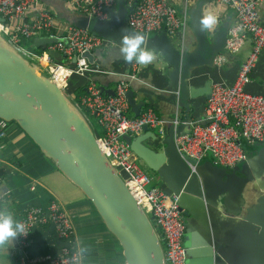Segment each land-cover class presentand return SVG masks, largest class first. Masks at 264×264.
<instances>
[{
	"label": "water",
	"instance_id": "water-1",
	"mask_svg": "<svg viewBox=\"0 0 264 264\" xmlns=\"http://www.w3.org/2000/svg\"><path fill=\"white\" fill-rule=\"evenodd\" d=\"M203 3L196 8L184 10L189 15L188 28L196 39L192 52H185L184 45H173L166 33L146 36L142 48L157 53L162 75L168 80L163 92H177L185 109L183 122L168 132L169 138L160 142L165 145L159 152L143 145L145 141H157V136L144 127L136 137L123 136L132 152L177 196L183 221L187 224L199 216H206L211 229L205 228L195 240L190 232L185 233L184 247L187 250V264H219L223 258L230 264L229 253L224 255L218 244L216 225L230 226L231 220L222 208L240 204L244 187L255 181H263L264 189V147L247 162L232 170L220 168L209 160L195 161L178 153L174 135L186 133L189 122L188 101L202 92L188 86L192 70L211 66L217 56L227 54L224 42L227 28H221L214 40L208 37L207 29L200 24ZM125 0L117 1V10L110 20L98 22L80 15H72L73 26L90 34L122 46L125 36H133L127 27V15L131 11ZM3 21V20H1ZM142 35V34H141ZM55 38H35L31 47L44 50L56 43ZM49 55L57 62L64 56L58 52ZM91 60V57L88 56ZM76 59L72 60L74 66ZM106 95L103 89H101ZM210 86L203 90L206 100ZM111 92L109 96H113ZM202 95V96H203ZM125 97L134 118L142 113L143 103H137L134 90L129 89ZM0 120L15 123L33 142L45 158L92 204L107 231L122 249L125 264H165L162 247L154 230L152 218H148L135 201L121 178L111 167L103 153L90 123L70 100L68 95L43 74L41 69L21 55L0 34ZM233 203V202H232ZM239 221L232 232L238 237L236 245H229L230 252L237 254L241 248L250 251L248 264H264V195L257 205L248 208L244 214L236 207L230 210ZM228 220V221H226Z\"/></svg>",
	"mask_w": 264,
	"mask_h": 264
},
{
	"label": "built area",
	"instance_id": "built-area-1",
	"mask_svg": "<svg viewBox=\"0 0 264 264\" xmlns=\"http://www.w3.org/2000/svg\"><path fill=\"white\" fill-rule=\"evenodd\" d=\"M61 1L75 14L98 22L110 20L111 13L117 10V0ZM125 4L132 9L127 15V27L132 32L146 36L164 32L169 38L178 33L184 36L187 16H178L170 0H125ZM216 4L234 14L227 28L224 51L236 56L248 43L250 51L232 84L219 82L212 85L206 101L204 123L188 122L190 131L174 135V143L182 156L195 161L209 156L214 165L232 170L249 159L244 147L264 143V96L246 90L264 50V0H216ZM0 34L64 93L72 76L102 72L94 52L109 43L72 24H67L62 31L58 30L55 13L40 0H0ZM42 37L58 41L47 45L44 50L35 51L31 42ZM27 42L30 43L28 47L25 46ZM55 51L64 56V62H57L49 55ZM73 59H76L74 66L71 65ZM224 61L225 57L219 55L214 64L220 66ZM130 79L135 80V74ZM129 87L128 83H119L114 95L109 96L90 80L85 94L78 99L69 94L68 97L88 122L87 117L90 116L100 127L101 135L96 136L100 148L135 201L147 217L152 218L165 264H187L185 227L177 196L151 186L153 179L139 168L138 158L122 139L125 135L136 137L144 127L156 133L157 137H163L166 122L152 109L134 118L125 97ZM179 124L175 120L174 128ZM8 127L7 122L0 120V144L7 135ZM19 221L25 224L26 233H18L16 237L18 263L81 264L73 221L59 202L51 201L45 208L29 207ZM39 226L52 227L63 244L62 249L57 255L29 260L26 249L33 230Z\"/></svg>",
	"mask_w": 264,
	"mask_h": 264
},
{
	"label": "crops",
	"instance_id": "crops-1",
	"mask_svg": "<svg viewBox=\"0 0 264 264\" xmlns=\"http://www.w3.org/2000/svg\"><path fill=\"white\" fill-rule=\"evenodd\" d=\"M170 1L178 16L182 17L184 14L187 16V24L189 23V15L184 10H192L199 3L204 4L202 16L209 13L216 15L217 24L213 28L207 29L210 40H214L221 28H228L234 19L233 11L217 5L216 0ZM40 2L55 13V25L58 30H64L65 26L71 23L69 21L72 19L71 16L78 15L70 11L61 0H40ZM262 12L264 19V7ZM159 34L161 33L153 35ZM170 40L175 47L177 43L183 42L185 52H192L196 47L195 36L189 30L188 25L183 37L178 33ZM250 47L248 43L242 52L236 56L225 54V61L220 66L213 63L211 66H204L191 71L188 86L200 90L202 94L188 101L189 122L204 123L207 100L203 95V90H206L207 86H210L211 89L214 83L232 84L238 75L241 64L250 51ZM120 49L121 46L109 42L103 49L95 51V60L100 65L102 72L76 76L73 87L68 83L67 93L73 95L79 89L86 91V85L90 80L109 95L115 91L117 84L128 83L129 89L134 90L136 102L143 103L142 113L152 109L166 122V133L163 137H158L155 142L148 140L143 143L144 146L161 152L165 149V145L158 147L159 143L169 138L168 132L174 126L175 120H178L180 124L183 122L186 114L185 109L177 92L169 91L168 94L163 92L168 85V80L162 75L163 65H160L157 53L152 51L154 60L151 64L142 66L133 61L132 63L135 65L133 67L132 63L126 62ZM132 74H135V80L130 79ZM246 90L264 96V57L262 54L250 76ZM184 131H190L188 124ZM150 132L156 135V133ZM141 134L142 132L137 137ZM257 146L264 147V143ZM247 148L248 158L254 156L260 149L251 154L253 147ZM203 160L212 161L209 156ZM138 161L140 163L139 168L153 179L151 186L167 190L160 179L139 158ZM262 182L261 180L247 184L240 195V204L234 205V201H232L228 211L222 208L220 212L222 215L225 211L227 218L231 220L230 226H219V223H223L219 220L215 228L218 244L220 243L224 255L229 253L230 264H248L252 255L250 251H245L242 248L238 250L236 255L230 252V249L234 247L229 249V245H236L238 239V236L233 234L232 227L240 218V216H234L230 210L239 207L244 214L248 208L257 205L259 199L264 195V189L260 186ZM51 201L59 202L73 221L81 264H125L120 245L107 231L92 204L77 187L57 170L51 161L43 156L40 150L16 125H10L4 141L0 144V211L11 213L13 220L19 221L27 208L35 206L45 208ZM205 217V215L199 216L195 219L196 221L190 220L185 225L186 232L192 233L195 240L200 237L201 232H205V228L211 229L209 221ZM62 245L52 227L39 226L32 232L26 255L29 260L57 255L62 249ZM18 259L17 238H14L9 246L0 247V264H21L18 263ZM219 264H227V262L222 258Z\"/></svg>",
	"mask_w": 264,
	"mask_h": 264
},
{
	"label": "clouds",
	"instance_id": "clouds-1",
	"mask_svg": "<svg viewBox=\"0 0 264 264\" xmlns=\"http://www.w3.org/2000/svg\"><path fill=\"white\" fill-rule=\"evenodd\" d=\"M217 22V16L211 13L202 16L200 19L203 29H211ZM144 41V36L139 33L133 36H125L122 39L120 50L126 62L135 61L142 66H147L153 62V52L141 47ZM18 233H26L25 224L21 221H14L11 213L0 211V247L9 246Z\"/></svg>",
	"mask_w": 264,
	"mask_h": 264
},
{
	"label": "trees",
	"instance_id": "trees-1",
	"mask_svg": "<svg viewBox=\"0 0 264 264\" xmlns=\"http://www.w3.org/2000/svg\"><path fill=\"white\" fill-rule=\"evenodd\" d=\"M25 46H30V43H25ZM36 51V50H35ZM39 51V50H38ZM85 93V90L84 89H79V90H77L73 95H74V97L76 98V99H78L81 95H83ZM88 119H89V122L91 123V125H92V128H93V130H94V134H95V136H97V137H99L100 135H101V131H100V129H99V127L97 126V124H96V122H95V120H94V118H92V117H90V116H88L87 117ZM11 124H14V125H16L15 123H11ZM17 126V125H16ZM260 148V146H255V147H253L252 148V150H251V154L252 153H255L256 151H257V149H259ZM244 150L246 151H248V148L247 147H244Z\"/></svg>",
	"mask_w": 264,
	"mask_h": 264
},
{
	"label": "rangeland",
	"instance_id": "rangeland-1",
	"mask_svg": "<svg viewBox=\"0 0 264 264\" xmlns=\"http://www.w3.org/2000/svg\"><path fill=\"white\" fill-rule=\"evenodd\" d=\"M153 34H151V36H152ZM262 57H264V52L262 51ZM261 54H260V56H261ZM44 75H46L45 73H43ZM47 76V75H46ZM75 77L76 76H72L69 80H68V82H69V85L71 86V87H73V85H74V83H75ZM65 93H67V91H65ZM67 95H68V93H67ZM9 124V126L10 125H13V124H11V123H8ZM140 163H139V161H138V165H139ZM141 169V168H140Z\"/></svg>",
	"mask_w": 264,
	"mask_h": 264
},
{
	"label": "flooded vegetation",
	"instance_id": "flooded-vegetation-1",
	"mask_svg": "<svg viewBox=\"0 0 264 264\" xmlns=\"http://www.w3.org/2000/svg\"><path fill=\"white\" fill-rule=\"evenodd\" d=\"M182 221H183V217H182ZM183 223H184V221H183ZM186 224L184 223V227H185V232H186V226H185Z\"/></svg>",
	"mask_w": 264,
	"mask_h": 264
}]
</instances>
